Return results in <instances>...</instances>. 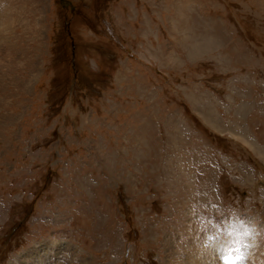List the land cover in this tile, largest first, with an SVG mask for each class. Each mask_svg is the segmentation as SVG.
<instances>
[{"label": "rangeland", "instance_id": "obj_1", "mask_svg": "<svg viewBox=\"0 0 264 264\" xmlns=\"http://www.w3.org/2000/svg\"><path fill=\"white\" fill-rule=\"evenodd\" d=\"M7 20L0 264H192L221 241L241 264L240 222L264 237V0H0Z\"/></svg>", "mask_w": 264, "mask_h": 264}, {"label": "bare ground", "instance_id": "obj_2", "mask_svg": "<svg viewBox=\"0 0 264 264\" xmlns=\"http://www.w3.org/2000/svg\"><path fill=\"white\" fill-rule=\"evenodd\" d=\"M8 20H10V19H8ZM8 20L6 21L5 25H2V22L0 21V30H1L0 31V40H2L4 38L3 35H4V29H6L5 26L10 23ZM237 223H238V221L236 222V224ZM240 223H242V224L240 225L239 229L238 228L237 229L239 230V233L243 236L242 241L244 240L245 242H243L242 246H238V247H236V249H234L232 251L234 253L236 252L237 255L240 256L239 261L241 264H260V263L264 264V258L261 257V254L264 257V237L263 238L260 236L254 237L255 235L253 232L255 230L254 231L252 230V227H250V224H247L245 222H240ZM255 223H257V222H255ZM255 223H253V225H252L253 227H256ZM262 224H264V223H262ZM257 228L260 229L261 226L258 224ZM261 232L263 233V231H261ZM261 232H259V233L261 234ZM250 239H254V240L252 241ZM223 242L224 241H221V243H218L217 245L213 246V248L211 247L212 251L211 252L207 251V253L204 254V259H206L205 262H201L200 258L197 257L198 258L197 262H192V264H196V263H198V264H222V261L219 260L220 258L218 256L223 257L221 255L224 254V252L226 253V252L230 251L229 243L227 245H224ZM236 243H238V241ZM199 254H201V253H199ZM195 260L193 258H191V261H195ZM207 260H209V261H207ZM258 261L260 263H258Z\"/></svg>", "mask_w": 264, "mask_h": 264}, {"label": "crops", "instance_id": "obj_3", "mask_svg": "<svg viewBox=\"0 0 264 264\" xmlns=\"http://www.w3.org/2000/svg\"><path fill=\"white\" fill-rule=\"evenodd\" d=\"M188 100V99H187Z\"/></svg>", "mask_w": 264, "mask_h": 264}]
</instances>
